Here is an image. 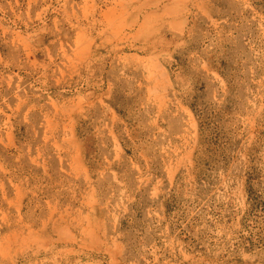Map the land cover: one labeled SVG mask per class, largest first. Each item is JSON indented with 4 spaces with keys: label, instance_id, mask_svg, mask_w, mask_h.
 Listing matches in <instances>:
<instances>
[{
    "label": "rangeland",
    "instance_id": "rangeland-1",
    "mask_svg": "<svg viewBox=\"0 0 264 264\" xmlns=\"http://www.w3.org/2000/svg\"><path fill=\"white\" fill-rule=\"evenodd\" d=\"M0 264H264V0H0Z\"/></svg>",
    "mask_w": 264,
    "mask_h": 264
},
{
    "label": "bare ground",
    "instance_id": "bare-ground-1",
    "mask_svg": "<svg viewBox=\"0 0 264 264\" xmlns=\"http://www.w3.org/2000/svg\"><path fill=\"white\" fill-rule=\"evenodd\" d=\"M89 230V229H88ZM56 231H58V230H56ZM61 234V233H60ZM89 235V234H88ZM33 238V237H32ZM30 239V238H29ZM37 242V241H36ZM7 244V243H6ZM111 259V258H110Z\"/></svg>",
    "mask_w": 264,
    "mask_h": 264
}]
</instances>
